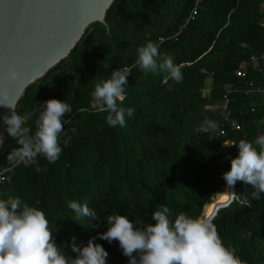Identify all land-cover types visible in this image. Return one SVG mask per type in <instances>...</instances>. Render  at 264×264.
<instances>
[{
	"label": "trees",
	"instance_id": "obj_1",
	"mask_svg": "<svg viewBox=\"0 0 264 264\" xmlns=\"http://www.w3.org/2000/svg\"><path fill=\"white\" fill-rule=\"evenodd\" d=\"M196 1V15L184 24ZM105 21L108 29L99 22L89 25L69 55L19 99L15 113L31 114L24 126L33 134L45 101L69 104L73 111L63 118L61 141L65 134L71 140L67 147L61 143L55 163L38 155L35 163L12 164L8 153L20 145L6 130L0 199L20 198L42 210L55 243L69 257L76 255L73 243L80 247L91 239L108 253L106 264H128L118 241L100 239L108 215L127 216L141 228L154 223L152 213L161 205L172 219L179 213L205 218V206L210 217L233 194L223 179L239 152L232 144L264 135V98L245 92L246 80L263 77L264 0H114ZM148 41L181 66V83L166 84L164 73L134 66L137 48ZM240 64L246 79L234 74ZM124 67L131 74L120 106L135 111L125 127H111L91 93L101 78ZM205 119L219 130L196 132ZM252 191L237 181L231 202L210 219L226 247L237 245L234 252L244 264H264V194L254 200ZM70 201L86 203L97 217L76 219Z\"/></svg>",
	"mask_w": 264,
	"mask_h": 264
},
{
	"label": "clouds",
	"instance_id": "obj_2",
	"mask_svg": "<svg viewBox=\"0 0 264 264\" xmlns=\"http://www.w3.org/2000/svg\"><path fill=\"white\" fill-rule=\"evenodd\" d=\"M103 66L108 67L107 64ZM134 66L145 73H164L166 84L169 80L176 84L183 80L181 66L175 64L170 55L161 57L159 44L152 41L137 48ZM130 74V67L113 70L110 76L101 78L94 85L91 93L97 110L108 113L105 119L111 127H125L126 117L134 114V108L120 106L125 99ZM16 76V71L9 69L8 77L15 79ZM168 86L171 90L172 85ZM72 111L64 101H45L35 121L34 134L32 129L24 126L31 117L30 113L20 116L13 112L11 117H6L7 133L20 145L8 153L7 160L12 164L35 163L36 157L42 155L49 163L57 162L63 152L61 143L67 147L71 140L65 134L61 141V134L67 123L63 118ZM218 130V124L209 119L195 129L196 132ZM232 145L238 146L239 152L231 158L230 170L223 173V179L230 187H234L237 181L250 185L252 199L259 200L264 194V135L254 142L241 139ZM68 207L75 212L76 219L97 217L86 203L70 201ZM152 220L154 223L141 228L127 216L113 213L106 217L107 230L100 234V239L109 244L118 241L128 264H244L233 250L225 246L210 218H193L179 213L172 219L170 209L161 205L152 213ZM72 251L76 253L74 258L66 255L55 243L53 230L42 210L22 203L20 198L0 199V264H106L108 253L91 239L80 247L73 243Z\"/></svg>",
	"mask_w": 264,
	"mask_h": 264
},
{
	"label": "water",
	"instance_id": "obj_3",
	"mask_svg": "<svg viewBox=\"0 0 264 264\" xmlns=\"http://www.w3.org/2000/svg\"><path fill=\"white\" fill-rule=\"evenodd\" d=\"M113 1L0 0V151L5 118L15 112L26 88L66 58L89 25L107 28L105 15ZM9 69L16 71L15 79L8 77ZM233 196L234 187L230 200L216 210Z\"/></svg>",
	"mask_w": 264,
	"mask_h": 264
},
{
	"label": "built area",
	"instance_id": "obj_4",
	"mask_svg": "<svg viewBox=\"0 0 264 264\" xmlns=\"http://www.w3.org/2000/svg\"><path fill=\"white\" fill-rule=\"evenodd\" d=\"M197 1L194 5V7L192 8V10L190 11L189 15L186 17L184 24L188 23L189 20H191L197 12ZM180 31L176 32L173 36H176ZM163 38H159V41H162ZM251 60L253 62L254 65L257 64V59L255 57H251ZM260 63H261V70H260V75L263 76L261 79H248L246 80V86H245V92L246 93H250V94H254L257 95L260 98H264V54L261 56L260 58ZM245 69L246 67L244 66V64H240L238 65V67L235 69L234 74L235 76L242 78V79H246L247 76L245 74ZM229 91H231L230 89H228ZM228 103V100L225 98V101L223 103V107H226ZM236 129H239V125H235ZM2 172H0V183L3 179L2 176Z\"/></svg>",
	"mask_w": 264,
	"mask_h": 264
},
{
	"label": "rangeland",
	"instance_id": "obj_5",
	"mask_svg": "<svg viewBox=\"0 0 264 264\" xmlns=\"http://www.w3.org/2000/svg\"><path fill=\"white\" fill-rule=\"evenodd\" d=\"M209 88H210V81L207 80L206 83H205L204 89H203V93L207 94L208 91H209ZM216 105L218 106L219 104H216ZM229 249L234 251L235 249H237V245H232Z\"/></svg>",
	"mask_w": 264,
	"mask_h": 264
},
{
	"label": "bare ground",
	"instance_id": "obj_6",
	"mask_svg": "<svg viewBox=\"0 0 264 264\" xmlns=\"http://www.w3.org/2000/svg\"><path fill=\"white\" fill-rule=\"evenodd\" d=\"M204 217H207V218H209V215H208V213H207V208H206V206H205V208H204Z\"/></svg>",
	"mask_w": 264,
	"mask_h": 264
}]
</instances>
